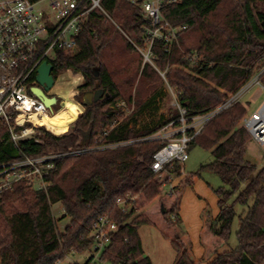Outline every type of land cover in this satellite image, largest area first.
<instances>
[{"label": "trees", "instance_id": "1", "mask_svg": "<svg viewBox=\"0 0 264 264\" xmlns=\"http://www.w3.org/2000/svg\"><path fill=\"white\" fill-rule=\"evenodd\" d=\"M133 1L143 2L103 0L111 20L96 12L78 38L79 50L73 55L58 52L54 64L55 80L66 72L81 79L79 103L83 104L85 93L98 88L108 97L85 105V113L62 136L41 128L39 143L31 139L17 147L9 140L7 127L1 125L0 164L22 155L38 158L137 140L173 122L177 127L180 113L175 109L154 126L136 129L135 118L150 110L166 85L188 118L214 112L255 78L264 88V0H181L165 8L163 16L171 26L186 30L178 34V44L170 54L164 42L155 41L151 62L139 52L147 46L145 29L151 24ZM124 54L137 62L127 61ZM120 102L134 106L129 117L117 108ZM247 117L246 106L236 103L216 115L189 143V152L200 147L211 152L214 162L185 175L178 201L172 196L167 209L162 203L163 188L173 177H182L184 164L168 166L160 177L153 174L154 155L164 142H139L56 160L46 191L17 183L0 197V264H57L91 250L94 225L103 217L114 222L118 231L100 262L153 264L145 257L139 234L142 226L150 225L171 241L177 254L175 264H264V166L258 169L247 159L251 139L243 127ZM205 171L216 175L223 187L213 190L218 216L213 218L209 204L202 211L204 254L196 259L179 213L185 190L202 180ZM128 196L136 200L128 202L131 208L124 211L117 201ZM140 199L148 207L138 214ZM56 204L62 205L70 219L64 232L53 217ZM236 219L237 246L232 247Z\"/></svg>", "mask_w": 264, "mask_h": 264}, {"label": "built area", "instance_id": "2", "mask_svg": "<svg viewBox=\"0 0 264 264\" xmlns=\"http://www.w3.org/2000/svg\"><path fill=\"white\" fill-rule=\"evenodd\" d=\"M102 2L103 0H0V126L7 127L9 140L15 146L18 147L20 142L31 139L39 143V136L42 135L40 129H47L45 126L36 125L32 120L33 116L39 119L53 116L56 107H59L58 112L64 107L62 99L52 97L50 93L46 95L56 99L52 108H48L40 98L32 94V89L40 87L37 79L39 69L44 63L51 64L54 68L58 52L75 54L79 50L78 38L96 12L103 13L111 20L102 7ZM180 2L181 0L132 2L139 7L142 17L151 24V27L145 29V61L151 62V49L155 41L164 42L168 54L172 52L174 45L178 44V34L186 30V27L171 26L164 18L163 10ZM253 85L262 88L258 78H255L238 93L230 96L219 109L194 118H188L187 111L176 102V109L180 113L179 126L176 127V122H173L141 139L102 144L97 148L49 154L38 158L22 155L14 162L0 164V197L13 191L19 182L26 183L35 191H46L51 186L49 177L56 160L80 156L95 150L127 147L139 142L165 143L154 155L151 165L153 174L160 177L168 166L174 163L185 164L189 159V143L216 115L240 103L242 96L249 92ZM117 108L121 109V114L125 117H129L134 111V106L130 107L124 102L118 103ZM17 127H21V130L16 131ZM243 127L255 143L264 146V104L257 112L243 120ZM108 134L106 132L105 136ZM103 140L104 138L99 142L103 143ZM135 200L134 197L128 196L126 200L119 199L117 205L128 211L131 206L127 203ZM117 231L118 226L107 217L101 218L94 225V245L91 249L93 255L87 264L100 261L101 255Z\"/></svg>", "mask_w": 264, "mask_h": 264}, {"label": "rangeland", "instance_id": "3", "mask_svg": "<svg viewBox=\"0 0 264 264\" xmlns=\"http://www.w3.org/2000/svg\"><path fill=\"white\" fill-rule=\"evenodd\" d=\"M142 54L147 52V48L143 50H139ZM144 57V56H143ZM124 58L131 63H136L137 59L134 56L129 54H124ZM82 84V81L79 77H74L72 74H68L67 72L63 75L59 76L56 80V84L53 89L50 91L52 97H59L63 101L64 105L73 104L78 108L80 115L78 119L73 122L70 127L75 124L79 118L85 113V107L76 100V96L78 95V87ZM76 91L74 97H72V93ZM78 102V103H76ZM241 104L245 105L248 111V117H250L253 113L257 112L264 104V89L259 85H253L249 89V92L244 94L240 100ZM177 102V98L175 92L169 87L165 86L163 90V95L158 97L155 102L150 107V110L143 115H138L135 119L136 129L142 130L147 129L155 124H157L162 116L166 118L172 114L175 109V103ZM68 103V104H67ZM62 103H60V106ZM59 107L55 108L57 111ZM171 131V130H170ZM247 159L257 166L258 169H261L264 166V146H260L255 143L252 139L247 144ZM214 162V158L211 152L206 151L200 147H196L189 152V159L184 164V174L182 177H173L169 183L166 184L163 188V198L162 203L165 208H168V202L174 196L175 201H178V196L181 190L180 182L185 175H190L199 171L201 166L209 165ZM202 180L207 184V186L213 191L217 190L220 187H223L221 180L208 171L202 173ZM187 191V190H186ZM190 196L188 191L185 193V197ZM139 206L141 208L138 209L137 213L140 214L144 208L148 207V205L144 204L143 200L140 199ZM131 206V205H130ZM143 206V207H142ZM158 212H161L160 204H157ZM190 209L196 208V206H189ZM148 211L152 212L154 215V211L150 208ZM53 217L58 226V230L60 232H64L65 228L70 224V219L65 217V212L61 204H56L52 206ZM155 217V216H154ZM239 229V221L235 220L233 227V236L231 239V246H237V240L235 234ZM139 234L143 243L144 252L148 255V257L152 260L153 264H175L177 260V254L171 245V241L164 238L160 229L155 226H142L139 230ZM179 234V233H178ZM93 255L92 250H87L82 254H72L70 255L62 264H75V262L79 264H84L88 258ZM96 264H110L106 262L97 261Z\"/></svg>", "mask_w": 264, "mask_h": 264}, {"label": "crops", "instance_id": "4", "mask_svg": "<svg viewBox=\"0 0 264 264\" xmlns=\"http://www.w3.org/2000/svg\"><path fill=\"white\" fill-rule=\"evenodd\" d=\"M186 190L190 195L188 197H185ZM186 190L181 200L179 215L182 221V227L191 241L194 256L196 259H200L204 254V249L200 245V233L203 227L201 214L209 204L212 210V216L216 218L219 214L218 198L203 180H196ZM189 206H196V208L190 209ZM91 257L84 264H87ZM145 257H148L146 253ZM75 264L79 263L75 262Z\"/></svg>", "mask_w": 264, "mask_h": 264}, {"label": "water", "instance_id": "5", "mask_svg": "<svg viewBox=\"0 0 264 264\" xmlns=\"http://www.w3.org/2000/svg\"><path fill=\"white\" fill-rule=\"evenodd\" d=\"M53 70L54 68L51 64H42L37 78L40 87L32 89V94L40 98L48 108H52V106L56 103L55 98H49L46 95V92H50L56 84V81L52 75ZM107 97L108 95H105L104 92L98 88L95 92H87L84 94L82 105H92L93 103H97L103 98Z\"/></svg>", "mask_w": 264, "mask_h": 264}, {"label": "bare ground", "instance_id": "6", "mask_svg": "<svg viewBox=\"0 0 264 264\" xmlns=\"http://www.w3.org/2000/svg\"><path fill=\"white\" fill-rule=\"evenodd\" d=\"M79 115L80 112L73 103L67 106L64 105V107L53 116H44L41 119L37 116H33L32 120L36 125L45 126L48 132L54 133L56 136H62L68 132L69 126L78 119ZM22 121L23 117L20 118V122Z\"/></svg>", "mask_w": 264, "mask_h": 264}, {"label": "flooded vegetation", "instance_id": "7", "mask_svg": "<svg viewBox=\"0 0 264 264\" xmlns=\"http://www.w3.org/2000/svg\"><path fill=\"white\" fill-rule=\"evenodd\" d=\"M47 93H50V92H46V94H47Z\"/></svg>", "mask_w": 264, "mask_h": 264}]
</instances>
